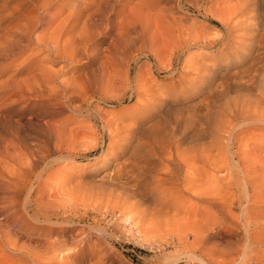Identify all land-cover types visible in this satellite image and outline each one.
<instances>
[{"label": "bare ground", "instance_id": "bare-ground-1", "mask_svg": "<svg viewBox=\"0 0 264 264\" xmlns=\"http://www.w3.org/2000/svg\"><path fill=\"white\" fill-rule=\"evenodd\" d=\"M6 1L7 0H3L2 6L5 5L4 3ZM28 1L30 2L29 4H27L28 2H26L25 0H18L16 3L12 5V7L8 8L5 6L0 10V60L2 61L3 59L5 60L8 59L9 56H13V55L20 56V53H22V51L19 50L22 47L29 46L30 43H34V44H41L42 46L41 53H36L37 52L35 51L36 49H33L34 53L31 54H34V57L35 55L38 54L40 56L41 55L44 56L43 60L45 63H50V65H52L51 62L55 60L57 61V59H62L64 61L74 63V61L77 60L74 59V55H76L78 58H80L79 60L76 61L79 64V62L80 63L82 62L80 60L83 59L82 54L85 53L86 49L88 48L87 40L89 41L88 38L92 37L95 31L97 33V30L102 29L105 31L103 32V35L104 33L105 35L106 34L110 35V39L108 40H111L112 46L120 42L119 37L121 36H119V34L122 35V33H120L119 31L118 34L117 30L121 29L127 33L131 29L136 31V29L139 27L138 23L133 22L132 20H128L127 19L128 16L124 17L125 11L122 10L123 7L127 9L129 8L128 12L132 17L133 15L136 14V11L134 9H138L140 12L144 11V13L146 12V10H151V11L156 10V12L158 13L156 17H161L164 19L166 16L167 6H169L170 4L173 5L176 2V0H136V2L134 0H42V1L28 0ZM70 1H75V4L69 6ZM133 1L135 2L134 3L135 5L129 7L131 6L130 4L133 3ZM186 1L190 5H194L197 9L202 8L201 5L202 3L200 1L197 0H186ZM220 1L221 3L223 2L224 5L226 4L227 6L221 7L222 6L221 5L220 6L221 8H219V6L217 8L215 4L210 6L207 9V12H210L211 15L214 16L213 20L215 19L218 22V24L221 26V30L223 28L226 31V33L222 35L220 38H218V40L216 41L206 42L204 46L207 45L206 48L208 49L214 45H219V44L220 47H223V49L232 47L229 53H232V50H235V53L237 54V58H242L241 60L238 61L246 60V62L244 61L245 65L240 64L239 65L240 67H237L235 71L230 72L228 70H224L220 74L222 78L223 77L227 78L226 76H230L233 73L230 76V78H232L234 81H232L230 85L225 83H218L217 81L218 89L220 88L222 91L231 90L232 92L236 93V95L238 94L237 97L234 100H232L229 106L226 105V108L225 109L223 108L224 109L223 112L220 111L219 112L220 114L218 113L220 118L217 119V125H216L217 127H215V129L217 128L216 129L217 131L215 129L214 130L219 134V136L218 137L215 136V139L213 138L212 140L213 142L211 141L212 143L206 142L205 143L206 146L205 147L203 146L202 149V153H203L204 151L207 152L209 147L215 148L216 150L215 149L214 150L217 151V153L220 152L217 155V159H214L215 162H213L210 165L209 164L210 162L208 163L207 157L205 159L204 156H200L198 153V155L201 157V161L203 160L202 163L204 164V167L209 166L211 169L210 172L213 175H216L217 173L221 175V176H217V178L213 180L215 182L214 184H217L219 182L220 185L219 186L217 185V187L214 188L212 191L204 193L205 191L203 190L204 192L202 191L203 193L200 194L201 191L199 189L200 192L196 193L195 191L196 189H194L195 182L192 180L193 177L192 179H190L191 176L189 175L190 172L188 171V165L186 166V164L183 163L182 160L178 159V157L182 154V151L180 153V151L178 150L179 139L177 135L178 136L183 135L184 131L182 132L176 127L172 128L171 125H170L171 127L170 126L168 127V125L167 127L161 126L162 124L160 125L158 124L159 122H155L154 120L149 123L155 122L156 124L154 123L149 124L144 129L140 128L142 127V124H138L139 126H137V129H142V131L138 133L139 134L138 137H136L137 135L134 136V134L131 131H130L131 132L130 135L128 136L126 135L127 137L123 136L126 141L125 144L121 147H118L117 150L115 149L113 153L110 152L111 155H108L109 149L106 148L104 141L96 143L92 147V148H96L97 146H99L100 148L99 157L105 160L110 165V170L109 171L105 170L102 176L99 177L98 179H94L90 173L89 175L84 174V176H82L83 178H79L80 179V180L78 179L79 181L78 180L75 181L76 183H78L76 186L72 185L73 183L75 185V182L71 184L70 181H68L70 183L68 185L67 184L68 182L66 183L67 181L66 179L65 182L62 181L63 184L60 183L61 184L60 187L55 188V187H49L47 185L48 181L42 179L41 176L42 172L36 175L33 181H31V179H28V177L30 176V174H28L29 173L28 169L21 170V169H17L16 167L13 176H11V174L10 177L0 176V255L4 251L6 254L9 253L10 255H8V262H11V264H87L85 262L86 260L85 256L87 255L88 251H90L89 249H92L91 236L86 231V229L77 228L83 222L82 220L84 218V214L77 213V207H78L77 205L79 204L74 205L72 202L68 204V202L66 201L64 202H66L67 204L63 202L60 203V200H62L63 197L65 198L67 196L69 197L70 194H66V193L69 192L72 193L71 191L72 189H74L73 187H76L74 191H76L77 189L79 191L80 187H82L81 188L82 190L84 189V187L89 186L86 187L89 188L88 190L86 189V191H89L88 197H90L89 195L91 191V193L95 194L96 196L101 195L102 197H104L103 200L101 199L102 201H104V203L108 202L109 204L111 203L114 204V205H109L112 206L110 207L111 210L109 211L111 212V214H114L115 210H117L116 211L117 214L119 215V217L122 218V220L124 219L125 222H130L133 224L139 222L142 225L144 224V227H145V223L148 225L150 224L151 225L150 228L152 227L154 228V229L152 228L153 231L161 233V235L163 234V237L165 235L166 237H168L167 239L169 238L174 239V242L171 243H174L175 246H177L176 244H178V246L179 245L184 246L185 249V251H183L184 253L181 256L171 257L168 260L170 262L169 264L171 263L173 264L178 260L186 261L185 264H264V183L261 182L262 176H259L257 173V169L259 168H256V165L258 164L264 165V161L263 162L260 161L263 159V156H261L262 159L260 160L257 159L260 156L258 157L256 156L257 158L255 157L257 153V149L258 150L260 149L257 148V146L261 145V148L263 149L262 147L263 144L255 146V149L252 148L253 150H251L250 152L246 151L245 148L244 151L241 150L243 149L244 146H242L241 148L239 144V147L237 148L238 150L232 152L234 145H236L238 142L242 143L243 140H244L243 142H245L243 144H246V140L248 138H246V140L244 139L245 137L241 138L240 139L241 141L239 140L237 142V138L235 137L236 138L235 141L234 138L232 137L233 135L231 134L232 132L231 126L234 123L235 124L238 123L242 125H252V126H257L258 129L253 127V129H249L247 133L250 131L251 132L256 131L258 132L260 137L264 139V12L262 11L263 3L259 0H220ZM50 7L52 8L51 9L52 12L47 11L48 8ZM203 9L206 12V8ZM133 10L135 11V13L133 12ZM66 11L68 12L66 13V15L64 14L63 16L62 13ZM130 11L133 12L134 14L132 15ZM155 13L154 15H156ZM143 14L141 13V17H143ZM148 15L149 13H147V15L144 14V16L149 17L147 18L149 20L155 17L151 15L152 18L150 19V16ZM130 18L131 17H129V19ZM138 18L139 17H137L136 19L134 17L133 19L138 20ZM156 21H159L158 18L157 20L155 19V21L153 20L150 24ZM160 21L162 22V19ZM147 22L148 21L146 20V23ZM167 22H168V26H170L169 23L171 21L169 22L168 20ZM157 23L158 22H156V24L154 25L152 24L153 27H156V29L157 26H160L157 25ZM161 26L165 27L167 25L163 24L162 22ZM79 27L81 31L84 32V36L80 34L81 32L77 34L78 32L77 29L80 30ZM145 30L146 32L148 31V29ZM37 31L39 33H37ZM138 31L136 32L139 33ZM125 32H123V34ZM122 37L125 38L124 36ZM141 39L142 41L144 40L143 38ZM129 42L131 41L129 40ZM108 43H110V41ZM134 43L136 44V42ZM111 45L109 49H111ZM197 45L199 46V44ZM37 50H39L38 47ZM89 50L87 51L90 52ZM18 51L20 52L19 54L17 53ZM85 54H83V56ZM32 56L30 57L32 58ZM88 56L89 59H91L90 55ZM106 59L108 60L107 56ZM106 63L107 62H105L104 64ZM99 65H101V63ZM47 67H51V66H47ZM103 67L106 68V65ZM38 68L40 70L43 69L42 71H44V67H41L42 69L40 67ZM39 69L36 72L38 71L40 72ZM96 71L98 72V70ZM104 71L106 70L104 69ZM104 71H101L103 72L102 74H104ZM29 72L31 73V71ZM35 74L32 75L31 73L30 75H28L29 77L27 76L28 77L27 79H30L32 81H34L33 78L35 80L39 79L40 74H38L37 76H35ZM102 74L101 76L99 75L100 77L97 78H95L96 76L95 77H92L91 75H90L91 77L87 76L84 84L80 86L82 87L84 97H86V100H89L87 101L88 103H90V101L94 99V96H97L100 93L104 95L107 91L108 93H111L109 89H110V84L112 83L109 84V82H106ZM212 75L214 74L212 73ZM30 76L33 78L31 79ZM46 76H47L46 78H48L49 75ZM107 77L105 79H108ZM8 80H6L7 81L6 83L10 82ZM30 80H27V82ZM124 80L125 78H123V81ZM110 82H112V80ZM71 83L68 82V85ZM115 83H116L115 85L120 84V83L117 84V82ZM3 85H0V87H2ZM34 85L36 86L37 84L34 83ZM72 85L74 84L72 83ZM9 87L12 88L13 85L12 86L10 85ZM114 87H115L114 89L118 88V87L116 88V86ZM120 87L122 86H119V89ZM14 88L17 87L15 86ZM51 88L50 90H52ZM73 88L71 90H73ZM75 88L77 89V87ZM211 88L213 87L211 86ZM62 89L64 93L65 92L68 93L69 91H71L68 90L67 92L66 87H63ZM74 92L75 91H73L72 93L74 94ZM122 92L125 93V91ZM6 93L9 94L8 92ZM70 95L67 96L65 100L67 101L68 104L71 103L73 104V102L75 101L71 99L73 97L70 98ZM156 95H159V93H157ZM215 95L217 96V93ZM72 112L81 113V105L77 104L76 108L72 109ZM146 115H144L145 118L141 117L142 121H146L145 119H149L150 115L147 116ZM117 116H115V118ZM51 117L49 118L52 119ZM66 117L68 116L66 115ZM161 118L162 117H160L159 119ZM50 119L49 121H51ZM113 120L115 119L113 118ZM214 120L215 119H213V123H215ZM115 123L102 124L103 131H107L110 134H112L113 132H117L118 129H120L122 126L119 127V125ZM59 125L61 126L60 123ZM132 125L130 124V126ZM185 125L187 126V124ZM185 125H183V127ZM183 127H181V129ZM52 128L50 129L52 130ZM131 128L134 127H130V129ZM224 133H227L225 134L226 135L225 142L223 140L224 138H221L222 136L221 134L224 135ZM50 137L51 136H49V138ZM55 137L57 136L55 135ZM120 143L122 142L120 141ZM184 145H186L185 142ZM199 145L201 146V144ZM56 146L59 145L57 144L55 145V148L59 149ZM173 146H175V149H173L174 151L176 152L179 151L178 154L174 152L173 154H171V150ZM54 151L48 150L46 153V158L49 160L51 158H55L54 159L55 161L53 162L67 161V160L71 161L74 159L73 156L74 153L71 154L70 152L67 154V156H62V154L60 155V153ZM174 154H176L178 157ZM190 157L192 158L193 155ZM202 157L206 161L202 159ZM210 157L213 160L212 156ZM184 159H186V157ZM192 159L194 160V157ZM187 161L188 160H186V162ZM50 163L48 162L45 166H49ZM0 164L2 165L1 162ZM35 165L36 163L33 164V166ZM4 168L6 170V167ZM4 168L1 169L5 171ZM30 168L33 167L30 166ZM199 172H197L196 176H198ZM5 173L8 172L6 171ZM206 178L209 177L205 176V179ZM194 179L196 181L198 177ZM60 180H63V178L62 179L59 178V181ZM70 185L73 187H70ZM67 186L70 187L71 189L66 190ZM232 187H236L240 192L239 194L240 199L236 207L237 211L239 212L238 213L239 215L237 217L233 216L232 213L233 212L232 209L235 208L234 203H232L230 199L227 198L226 195H222L224 193L227 194L229 190L232 189ZM64 189L67 192L64 191ZM93 189L94 190L96 189V191H94ZM81 190L78 192L79 194L83 191ZM83 192L85 193V190ZM75 196L79 197L77 195ZM83 197L86 200L87 198L86 194L83 195ZM80 199L77 200L79 201ZM89 199H91V197ZM95 199L97 200V198ZM101 200L99 198V201ZM92 202H97V201L94 200ZM95 204L96 206L98 205L97 203ZM192 217H194L195 220L193 219L191 220L190 218ZM188 218L190 219V221ZM93 230H95L98 236L100 237L105 235V231H103V229H98L95 227L93 228ZM93 230L91 231L93 232ZM138 231H141L139 233H143V230L139 229ZM237 233L242 234L240 239L235 238V236L238 235ZM145 237L148 238L147 236ZM95 239L98 241V237H95ZM211 243L213 244L210 247L209 244ZM93 244L95 245V243ZM75 248L77 249L74 250ZM40 253H43L44 256H40L42 255ZM217 258L221 260L218 261L219 259ZM100 263L102 262L98 259V261L96 260V262L94 261V263L91 264H100Z\"/></svg>", "mask_w": 264, "mask_h": 264}, {"label": "rangeland", "instance_id": "rangeland-1", "mask_svg": "<svg viewBox=\"0 0 264 264\" xmlns=\"http://www.w3.org/2000/svg\"><path fill=\"white\" fill-rule=\"evenodd\" d=\"M17 1L18 0H7L4 3L5 5L2 6L3 0H0V10L5 6L8 8L12 7V5L16 3ZM25 1L28 2L27 4L30 3L28 0H25ZM38 1H42V0H38ZM134 1L136 2V0ZM134 1L133 3L130 4L131 6L129 7H132V5L133 6L135 5ZM197 1H200L202 3L201 4L202 8L197 9L194 5H190L186 0H176V2L173 4L174 6L172 4L167 6L166 16L164 19L161 17H156L158 15L156 10H152V11L146 10V12L144 13V11L140 12L138 9H134L136 11L135 15H133L135 13L134 10H133L134 13L130 11V13H132L133 15L132 17L128 12L129 8L127 9L123 7L122 10L125 11L124 17L128 16L127 17L128 20H132L133 22L138 23L140 28L138 27L136 31L139 30L138 31L139 33H137L135 30H132V29L130 30L131 32L128 31V33L125 32L124 30L119 29L117 30V33L119 34V31L120 33H122V35L119 34V36H121L119 37L120 42L112 46L111 40H108L110 39V35L108 34L105 35L104 33L105 35L104 36L103 32L105 31L102 29L97 30L98 35L95 31L93 36L90 37L91 39L88 38L89 41L87 40L88 48L86 49V52H85L87 54L83 53L85 54L84 56L82 54L83 59L80 60L82 62L81 63L79 62V64L76 61L79 60L80 58H78L76 55H74V59H77V60H75L74 63L67 62L62 59H57V61L55 60L51 62L52 65H50V63H45L43 60L44 56L42 55L40 56L38 54V55H35L34 57V54H31V53H34L33 49H36L35 50L37 51L36 53H41V48H42L41 44H34V43H30L29 46L22 47L19 50V51H22V53H20L19 51L17 52L18 54L20 53V56L13 55V56H9V58L6 60L5 59H3V61L0 60V85H3V84L5 85V86L4 85L2 86L5 89L0 87V119L3 118L2 120H0V126H1L0 127V139H1L0 140V162L2 163V165L0 164V166H2L0 167V176L10 177V174L11 176H13L14 171L16 170V167H17V169H21V170L28 169L29 173L28 172L27 173L30 174V176L28 175L30 177V178L28 177V179H31V181H33L34 177L42 172L41 173L42 179H45L46 181H48L47 185L49 187H55V188L60 187V185L63 184L62 181L65 182L66 179H67L66 183L70 181V183L72 184L79 178H83L82 176H84V174L89 175L90 173L94 179H98L99 177L102 176L105 170L106 171L110 170V165L105 160L99 157V154H100L99 146H97L96 148H92L96 143L104 141L106 148L109 149L108 155H111V153H113L115 149L117 150L118 147H121L125 144L126 141L124 137H127L128 135H130L131 132L134 134V136L137 135L136 137H138L139 135L138 133H140L142 129H144L146 126H148L149 124H153V123L156 124L155 122H159L158 124L160 125L162 124L161 126L167 127L168 125L169 127L171 125L172 128L176 127L182 132L184 131L183 135L181 136L177 135L179 139L178 150L180 151V153L182 151V154L181 155L179 154L180 155L179 157L176 155L178 154L179 151L177 150L178 152H176L173 150L175 149V146H173L171 150V154H173V152L176 153L174 155H176L178 159L182 160L183 163L186 164V166L188 165V171L191 173V174L189 173V175L191 176L189 177L190 179H192L193 177L192 180L195 182L194 183L195 186L194 185L193 186L195 187L194 189H196L195 190L196 193L200 191H201L200 194H202L204 191H205L204 193H206V192L212 191L214 188L217 187V185L219 186L220 183L218 182L217 184H214L215 182L213 180L217 178V176H221V175L219 173H217L216 175H213L210 172L211 169L209 166L204 167V164L202 163L203 160L201 161L200 156H204L205 159L207 157L208 163L210 162L209 163L210 165L213 162H215L214 159H217V155L220 152L217 153V151H215L216 150L215 148L213 147L210 148L208 145L209 149L207 150V152L204 151L203 153H202V149H203V146L204 147L206 146L205 145L206 142H211L213 138L215 139V136L216 137L219 136V134L216 132L217 128L215 129V127H217L216 126L217 119L220 118L219 112L220 111L223 112L224 109L226 108V105L229 106L232 100H234L238 95V94L236 95V93L232 92L231 90L222 91L220 88L218 89V83H225V84L230 85L231 82L234 81L232 78H230V76L233 73L230 76H226L227 78L225 77L222 78L220 74L224 70H228L230 72L235 71L237 67H240L239 66L240 64L245 65L246 60H244L245 62L238 61V60H241L242 58H237V54L235 53V50H232V53H229L232 47L223 49V47H220V44H219V45H214L208 49L206 48L207 45L204 46L206 42L216 41L218 40V38H220L222 35L226 33V31L223 28L221 30V26L218 24V22L215 19L213 20L214 16L211 15L210 12H207V9L210 6L215 5V4L217 8L218 6L219 8H221L223 6L226 7L227 5L226 4L224 5L223 2L221 3L220 0L218 1L217 0L215 1L214 0H205V1L197 0ZM259 1L263 3L262 11L264 12V0H259ZM73 4H75V1H70L69 6H72ZM203 8H206V12ZM51 9L52 8L50 7L48 8L47 11L52 12ZM67 12L68 11L62 13L63 16L64 14L66 15ZM141 13L142 14L144 13L145 15L149 13L148 16H150V19L152 18V16H155L156 18L155 17L152 18L154 21L155 19L157 20V18L159 21L162 19L163 24H166L167 26L162 27L164 26V25L161 26L162 22L160 21L161 23L160 24L159 21H156L159 23V24L157 23V25H160V26L155 25L157 26V29H158L157 30L156 27H153V25L156 24V22L152 23L153 25L150 24L153 20L147 19L149 17L144 16V14H143V17H141ZM154 13L156 15H154ZM129 17L131 18L129 19ZM134 17L136 19L137 17L139 18L138 20H136V19H133ZM142 18L145 20H143ZM146 20L148 21L147 23H146ZM168 20L169 22L171 21L169 23L170 26H168V22H167ZM141 22L145 25H143ZM189 25H192V26H189ZM145 29H148L149 32L148 31L146 32ZM38 31L37 33L40 32ZM77 31H76L77 34L81 32L80 34L84 36V32L81 31V29L80 30L77 29ZM123 32L125 33L123 34ZM203 34H205L206 37ZM122 36H124L125 38L127 37V38L125 39ZM141 38H143L146 41L144 40L142 41ZM129 40L131 42H129ZM109 41L110 43H108ZM133 41L136 42V44ZM190 42L192 45L190 44ZM129 43H132V44H129ZM197 44H199V46ZM110 45H111V49H109ZM119 46L120 47L122 46L124 50L122 47L120 48ZM37 47L39 50H37ZM87 50H89L90 52H88ZM107 53L109 56L107 55ZM88 55H90L91 59H89ZM30 56H32V58ZM106 56L108 60L106 59ZM103 62L104 63L107 62V63L104 64ZM100 63L101 65L102 64L103 65L102 66L99 65ZM105 65H106V68L103 67ZM47 66H51V67H47ZM38 67L40 68L44 67V71H42L43 70L42 68H41L42 70H40ZM38 69L40 70V72L39 71L36 72ZM104 69L106 71H104ZM96 70H98V72ZM29 71H31L32 75L37 73L35 74V76L40 74L39 79L35 80L33 77H31L32 75L30 76V78L31 79L33 78L34 81L27 79L29 77L28 75L31 74ZM101 71H104L105 75L102 74L103 72ZM51 73H52V76H51ZM212 73L214 75H212ZM101 74L102 76H104V80H106V82H109V84L112 83L110 84V89H109L111 93H108V91L105 93V95L100 93L97 96H94V99H93L94 101L92 100L90 101V103H88L87 101L89 100H86V97H84L82 87L80 86L84 84L87 76L89 77L96 76L95 78H97V77H100ZM46 75H49L48 78H46L47 77ZM106 77L108 79H105ZM123 78H125L124 80L125 82L123 81ZM26 79L32 82L30 81L27 82ZM222 79L226 82H224ZM6 80L10 81L9 83L11 84L6 83L7 82ZM111 80L112 82H110ZM67 81L70 83L72 82L75 86L72 85V83L68 85ZM41 82L43 85L41 84ZM115 82H117V84L120 83L121 85L120 84L115 85L116 84ZM34 83L37 85L35 86ZM122 83H124L125 85ZM179 84L181 87L179 86ZM10 85L11 86L13 85V87L12 88L9 87ZM6 86L10 89H8ZM15 86L17 88H14ZM48 86H51L52 88ZM71 86L72 88L74 87L73 90H71L72 89ZM114 86H116V88L118 87L117 88L118 90L114 89L115 88ZM119 86H122V87H120L119 89ZM211 86L215 88L213 89L211 88ZM63 87H66L67 92L68 90H71V91H69L68 93L66 92L64 93L62 89ZM75 87H77L78 90ZM50 88L52 90H50ZM45 89H48V90H45ZM73 91H75L74 94L72 93ZM122 91H125V93ZM6 92H8L9 94H7ZM210 92H211V95H210ZM157 93H159V95H156ZM216 93H217V96L215 95ZM69 95H70V98L73 97L71 99L75 101L73 102V104L72 103L68 104L67 101L65 100L66 97ZM77 104L81 105V113L72 112V109H75ZM146 114L150 115L151 118L149 117V119H145L146 121H142V118ZM66 115L71 120L68 117H66ZM115 116L117 117L115 118ZM49 117H51L52 119H50ZM160 117L162 118L159 119ZM113 118L115 120H113ZM7 119H10V120H7ZM49 119L51 121H49ZM213 119L216 120V121L214 120L215 123H213ZM153 120L155 122L149 123ZM17 121L21 125H19ZM163 122L167 124H164ZM59 123L61 124V126L59 125ZM109 123L110 124L115 123V124H118L119 127L120 126L122 127L118 129L117 131L118 133L113 132L112 133L113 135H112L108 133L107 131H103V128H102L103 126L102 124H109ZM130 124L131 125L133 124V125L130 126ZM138 124H142V127H140L142 129H137V126H139ZM185 124H187V126ZM183 125H185L184 127L186 128H184ZM130 127H134V128L130 129ZM181 127H183L184 129L182 128L183 129L182 130ZM253 127L257 128V126H252V125H242L238 123L232 124L231 134L233 136L232 135L231 136L234 138L235 141H236V138H237V142L241 138L245 137L244 138L245 140L246 138H248L246 140V144H243L245 143L243 142L244 141L243 140L242 143L238 142L236 145H234L232 152H235L236 150H238L237 148L239 147V144L241 148L242 146H244L243 149L241 148L239 149L243 151L246 149V151H249V152L255 149V146L257 145H260V144L264 145V139L260 137L258 132L250 131L247 133V131L249 129H253ZM50 128H52V130ZM225 134L227 133H224V135L221 134L222 135L221 138H224L223 139L224 142L226 138ZM55 135L57 137H55ZM49 136L51 137L49 138ZM58 136H59V139H58ZM195 138H196V141H195ZM120 141L122 143H120ZM184 142L186 145H184ZM56 144L59 145V146H56L59 149L55 148ZM199 144H201V146ZM183 145L186 148V150L183 147ZM263 145H262L263 149L261 148V145L257 146V148H260V149L259 150L257 149V153L255 155V157L260 156L259 158L256 157L258 160L262 159L261 156H263V159L260 160L262 162L264 161V155H263L264 146ZM48 150H51V151L55 150L56 152L60 153V155L62 154V156H67V154L70 152L71 154L74 153L73 154L74 159L71 161L67 160V161L53 162L55 161L54 160L55 158H51L50 160L46 158V153ZM198 153L200 156L198 155ZM239 153H240V150H239ZM192 155L194 157V160L192 159L193 157L192 158L190 157ZM210 156H212L214 161L211 159ZM185 157L186 159H184ZM202 159L204 158L202 157ZM186 160H188L189 162L187 161L188 162L187 163ZM48 162L50 163L49 166H45ZM35 163L36 165L33 166V164ZM29 165L35 168L34 169L30 168ZM3 166L6 167V170ZM1 168H4L5 171H3V169ZM256 168H259L257 169V173L259 176H262L261 182L264 183V165L258 164L256 165ZM6 171L8 173H5ZM197 172H199L198 176H196ZM205 176L206 177L208 176L209 178L205 179ZM196 177H198V179L196 180L197 183L194 179ZM59 178L60 179L63 178V180L59 181ZM70 183L68 182L67 184L69 185ZM77 184L78 183L75 182V185L74 183L72 185L76 186ZM73 186L70 185V187H73ZM70 187L67 186L66 190L71 189ZM86 187H89V186H86ZM86 187L82 189L83 191L85 190V193L81 190L82 187L79 188V191L80 190L82 191L80 194L78 193L79 192L78 189L74 191L76 187H73L74 189H72L71 191L72 193L69 192L66 194H70V195L72 194L75 198L72 195L71 196L69 195L70 198L68 196L66 198L63 197L62 200H60V203L68 202V204H70L72 202L74 205L79 204L77 205L78 206L77 213L84 214V218L82 220L83 222L77 228L86 229V231L91 236L92 247H91V244H90V247L92 249H89L90 251H88L87 255L85 256L86 257L85 262L87 264L89 260H90L89 264H91V263H94V261L96 262V260L98 261V259L102 262L100 264H166V262L167 264H169L170 262L168 260L171 257L181 256L184 253L183 252L185 251L184 246L182 245L178 246V244L176 243L175 244L177 246H175L174 243H171V242H174V239L169 238L170 239L169 240L167 239L168 237H166L165 235L163 237V234L161 235V233L153 231L154 228L153 227H152L153 229L150 228L151 226L150 224L148 225L145 223V227H144V224L142 225L139 222L134 223V224L130 222H125L124 219L122 220V218L119 217V215L116 212L117 210H115L114 214H111V212L109 211L111 210L110 207L112 206H109V205H114V204L113 203L109 204L108 202L104 203V201H102L104 197H102L101 195H99L101 197H99L98 195L96 196L95 194L91 193V191L89 195L91 199H89L90 198L88 197L89 191H86V189L88 190L89 188H86ZM66 190L64 189V191ZM94 191H96V189ZM228 193L230 196L228 195ZM228 193L227 194L224 193L222 195H226L227 198L230 199L232 203H234L235 208L232 209L233 211L232 213H233V216L237 217L239 215L238 214L239 212L237 211L236 207L240 199V195H239L240 192L236 187H232V189H230ZM85 194L87 196L86 200L84 199L85 196L83 197V195ZM75 195L79 197H76ZM93 196H96V197H93ZM95 198H97V200ZM99 198L100 200L102 199L101 200L102 202L99 201ZM77 199H80L81 202L80 200L78 201ZM93 199L97 202H92L94 201ZM95 203H97L98 205L96 206ZM102 205H104L105 207ZM190 219L195 220L194 217ZM95 227L98 229H103V231H105V235L101 237L98 236L97 232L93 230V228ZM89 228L93 230V232ZM138 228L140 230H143V233H139L141 231H138L139 230ZM151 232H153L154 234ZM237 234L238 235H236L235 238L240 239L242 234L241 233H237ZM145 236H147L148 238H146ZM95 237H98V241L95 239ZM93 243H95L96 246ZM212 244L213 243L209 244L210 247ZM77 248H75L74 250H76ZM40 254H42L40 256H44L43 253H40ZM8 255L10 254L9 253L6 254L5 251L2 252V254L0 255V262H1L0 264H4L8 262ZM95 257L98 259H96ZM220 260L221 259H219L218 261ZM183 261L184 260H180V261L178 260L174 262L173 264H185L186 261L184 262ZM7 264H11V262H8Z\"/></svg>", "mask_w": 264, "mask_h": 264}]
</instances>
